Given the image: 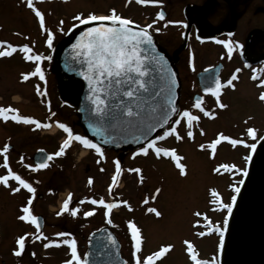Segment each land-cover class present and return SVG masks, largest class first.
<instances>
[{
	"label": "rangeland",
	"instance_id": "1",
	"mask_svg": "<svg viewBox=\"0 0 264 264\" xmlns=\"http://www.w3.org/2000/svg\"><path fill=\"white\" fill-rule=\"evenodd\" d=\"M34 5L44 14L45 28L54 33L52 47H46L47 33L40 28L38 18L27 7L26 0H0V41L11 43L17 48L27 44L35 54L52 59L66 31L78 23L73 19L77 14H109L110 10L115 9L117 14L139 24L144 14L148 16V11L140 8L134 0H34ZM61 20L64 22L62 26ZM60 27L63 31L59 30ZM171 51L173 50L169 49L167 53L170 55ZM21 55L16 51L13 59L4 60L0 57V107L16 108L20 115L36 120L50 115L53 123L47 130L37 129L33 125L30 130L28 124L1 125L0 120V175L7 172L2 166L5 155L2 150L9 143L14 148L10 154H6L9 167L36 189L33 195L13 180L9 181V187L0 184V264H65V261L71 259L67 245L60 243L59 246L51 244L48 248L44 247L45 243L63 239H75L78 255L82 259L88 234L102 225L109 226L118 236L121 255L126 264H135L129 222L141 230L142 251L138 255L142 259L162 246L172 245L171 250L155 264H193L185 244V241H190L198 259L215 260L219 263L221 238L218 231L215 233L212 230L222 228L228 213L224 205L232 204L233 189L237 187L239 180L237 174L242 171L239 154L243 146L233 147L228 141L222 140L213 153L207 145L218 138L213 136V132L217 130L238 139L242 129L257 122L253 115L258 107H237L238 96L235 99L234 94L227 95L233 99L228 101L223 111L222 124L214 123L208 129L210 137L205 135V139L193 135L191 139L159 145L174 148L183 158L180 163L186 166V176L179 174L176 162L168 157L158 159L154 154L136 155L134 158L130 154L122 157L117 151L103 150L104 157L101 158L93 149L86 154L87 149L81 145L71 148L67 155L51 161L47 168L33 170L32 156L38 147L46 146L49 152L54 153L66 138L65 133H59L57 121L66 123L74 134L84 133L74 113L76 90L65 92L66 81L57 78L59 71L43 64L47 68L46 73L53 72L49 74L47 84L51 111L46 110L44 99L38 97L37 89L41 85L37 79L23 80L22 74H26L27 69L19 62L18 57ZM49 65L52 66L53 63ZM58 86L61 87L59 92ZM60 97L67 102L66 105L60 106ZM53 112L55 116L51 115ZM246 115L248 116L244 117ZM200 144H204L206 148L201 149ZM118 158L123 171L118 184L109 193L111 177L115 172L113 162ZM223 164L235 165V168L229 171L220 167ZM29 165L32 167H28ZM136 167L142 169L140 174L128 171ZM217 168H222L224 172L215 171ZM140 175L143 176L142 183ZM89 178L93 180L91 186L88 185ZM15 187H20V191L13 193L11 189ZM157 188L161 192L152 200L151 196ZM213 190L219 194L218 203H213ZM69 192L72 193L69 208H78L79 211L75 217L70 212L57 216L56 213L60 211L58 207L62 206ZM101 197L105 201L112 199V202H118L109 218L104 216L103 207L80 203L85 198L90 200ZM30 198L33 215L43 218V230L39 239L35 238L38 233L33 224L18 219L23 214L22 207L27 206ZM145 198H148V203H144ZM149 207H155L162 215L157 217L148 212ZM92 208L96 209L95 214L85 217L83 213ZM196 212L202 215H194ZM109 219L111 223L108 222ZM60 232L69 233L70 236L58 237L56 233ZM200 232H204V235L200 236ZM25 234L26 247L22 255L16 256L15 241Z\"/></svg>",
	"mask_w": 264,
	"mask_h": 264
},
{
	"label": "snow or ice",
	"instance_id": "2",
	"mask_svg": "<svg viewBox=\"0 0 264 264\" xmlns=\"http://www.w3.org/2000/svg\"><path fill=\"white\" fill-rule=\"evenodd\" d=\"M130 2V0H129ZM138 4L147 5V4H156L160 0H136ZM26 5L30 8L35 16L38 18L40 28L46 31V43L49 48L52 47L54 40V33L51 30L45 28V19L44 14L35 7L34 0H26ZM157 18L159 20H164V13H157ZM79 25H85L86 28L81 32L80 36L77 38L76 43L72 45L73 60L79 65L81 71L80 75L85 81L88 82L89 86V96L88 100L91 102L90 112L93 114L96 124L92 125L95 127V131L98 135L104 134V126L107 125L110 128H117L123 126L126 129H135L139 135H135L134 139L140 141L143 138L146 143L141 146L138 152L133 154V158L136 155L149 156L154 154L156 158L168 157L172 161L176 162V167L179 169V174L181 176H186V166L180 161L183 159L179 156L174 148H166L158 146V141H163L170 136H174L177 141L183 139L178 131V126L181 125L182 121L186 126V135L189 139L193 138V125L194 122H198L200 117L194 115L191 110H179L176 106L175 100L172 95H169L164 103H157V98L164 91L163 88H160V91H156L154 94L152 90L159 87L153 79H146L150 76V68L148 62H154L156 65L163 67L164 58L162 56L155 55V47L153 45V37L149 33L148 29L152 28V24H148L144 27L136 26L138 30L133 28L134 21L131 19L122 17L117 14L115 9L110 10L109 14H94L89 13L88 15L77 14L73 17ZM63 21H60V25H63ZM155 23V21H153ZM171 23V22H169ZM93 25V26H89ZM76 25H74L75 27ZM186 27V25H185ZM60 31H63V28L60 27ZM157 32L160 31L159 28L155 29ZM231 35V34H230ZM199 40L200 37L197 36ZM218 44H222L227 49V54L229 59L233 53V42L231 40H216ZM6 45V47H5ZM236 47L242 48L243 45L236 44ZM0 57H11L16 51L15 47L11 43L5 41H0ZM19 51L23 53V58L27 61H35L36 67L35 70L27 74H22L23 80L27 81L30 76H38L41 81L45 80V75L40 67V61L44 59H51V57H44L39 54L33 53V49L29 45L25 44L19 48ZM205 71H208L207 69ZM240 69H236L238 73ZM264 71V70H262ZM236 73H233L230 79L225 83H222L219 77H216L214 80V86H209L204 89L206 93H210L216 100V104L219 108H226L227 105L221 102L220 96L222 90L225 86L235 89V84L233 81L238 79ZM163 79V77H161ZM252 79H257L253 75ZM176 84L175 74L171 76V82L168 86V92L172 93L173 88ZM258 87H264V79H262ZM39 92V88L37 89ZM144 94H148V98H145ZM123 98H127L126 100ZM258 99L264 102V91L260 92ZM149 100L152 103H149ZM110 101H117L116 103H111ZM145 105L148 106V109L151 112L150 120H153V123H147L142 117V111L145 109ZM193 108L198 109L206 117H214L215 113L210 112L205 109L203 106V98L196 99L195 103L192 105ZM135 109V110H134ZM11 114V115H10ZM175 114L176 119H174L169 127H167L162 134L157 135L155 139H149L152 132H154L158 127L163 128L165 125H169L170 118ZM52 116H55V113H51ZM0 119H3L7 122L9 119L16 123L30 124L35 125V128L40 129H50L51 124L41 123L39 120H36L29 116L20 115L18 110L13 107H0ZM56 127L61 129L66 133V138L63 139L62 143L59 146V149L51 154L42 156L41 162L37 163L33 170H40L47 168L49 166L48 161L52 160L53 157H60L65 154L66 149H68L73 142H78L85 149H93L96 154L101 158L104 157V152L102 148L94 143L92 140L88 139L84 135L74 134L71 127L66 123L56 122ZM203 134V131H201ZM246 134L248 137L253 139L256 138V129L249 127L246 129ZM264 139V137H261ZM228 141L233 147L241 144H245V141L242 139H233L227 135L219 134L218 138L211 141L207 148L211 149L214 153L218 144L221 141ZM107 142V141H106ZM246 147L255 149L256 145L246 144ZM201 149H205L204 144H200ZM9 151V146L6 144L3 147L2 152L4 155L3 167L7 170L5 175H0V184L5 187H9V181L13 180L29 193L33 195L36 192V189L23 179L20 175L12 171L8 165L7 152ZM43 150H41L42 152ZM23 159V158H21ZM251 159V157H247ZM115 172L111 177V184L109 185V193H111L112 188L118 184L119 177L122 173V168L120 161H115ZM28 167H32L29 165ZM220 167L231 171L235 168V165L223 164ZM103 171V169H101ZM129 172L140 174L142 169L139 167L128 169ZM219 171V168L215 169ZM247 175V172L244 173ZM139 180L143 182V176H139ZM243 183V181H240ZM93 184L92 178L88 179V185ZM235 192H239L240 189L234 188ZM13 193L19 192L20 187L12 188ZM161 192L160 188L155 190V193L151 196L152 200H155L157 195ZM213 197V203L219 202V194L216 191L211 192ZM72 199V193H68L67 199L62 203L60 211L56 213L57 216L64 214L65 212H70V214L75 217L79 211L78 208H69L70 202ZM236 197H232V204L235 203ZM81 204L90 203L91 205H98L105 209V216H109L112 209L116 208L118 205L116 202H106L103 197L99 199H88L80 201ZM123 203L127 204V201ZM144 203H148V198H145ZM32 199L30 198L27 201V206L22 207V215L18 217L20 221L30 222L35 225L37 231L40 229V224L38 223V218L33 215L31 210ZM232 204L224 205L228 209L229 213L232 210ZM96 209L92 208L88 211H85L83 214L85 217L92 216L95 214ZM148 212L154 213L155 216L160 217L162 213L158 211L155 207H149ZM196 216L202 215L200 212L194 213ZM207 219V217H205ZM111 223V220L108 221ZM227 225V220L224 221ZM129 231L131 233L132 247L134 251L132 256L135 259V264H155L158 259H161L166 253H168L172 245H166L159 248L158 251L152 252L151 254L143 257V259L138 255L142 251V242L143 238L141 235V230L132 222L128 224ZM220 232L221 240L220 245L223 247V232L219 227L215 229ZM42 235V233H41ZM58 237L70 236L69 233H56ZM200 236L204 235V232L199 233ZM36 239H39L40 236H36ZM27 234L20 235L15 243L17 245L14 254L16 256L22 255L26 247ZM47 239V237H44ZM109 240L115 244V240L109 236ZM60 243L67 245L71 252V259L65 261V264H87V261L82 260L78 255L77 246L75 239H63L62 241H50L45 243L44 247L48 248L51 244L59 246ZM187 245V252L189 254L190 260L193 264H216L215 260L206 261L198 259V254L194 249L193 244L190 241H185Z\"/></svg>",
	"mask_w": 264,
	"mask_h": 264
},
{
	"label": "flooded vegetation",
	"instance_id": "3",
	"mask_svg": "<svg viewBox=\"0 0 264 264\" xmlns=\"http://www.w3.org/2000/svg\"><path fill=\"white\" fill-rule=\"evenodd\" d=\"M134 1L140 8L142 7V9L148 11V16L144 14L140 24H136L141 27L152 24L153 27L148 29V31L156 38L159 45L165 47L167 51H169V49L173 50L170 55L180 81L178 109L181 111L191 110L194 115L200 117L198 122H194L192 129L193 135L206 139L208 135L211 134V132H208L211 125L214 123L222 124L223 122V111L225 108H219L215 98L210 93H206L204 89L209 86H214L216 77H219L220 81L226 84V81L231 78L233 73H236V69H240V71L236 73L238 79L233 81L235 89L233 90L231 87L225 86L222 90L220 100L227 105L228 101L233 99L227 97V95L234 94L235 99L237 96L239 98V105L237 107H243L244 109L246 107H258L255 111L256 114L253 115L258 123L255 122L247 125L240 131V135L237 136L238 139L245 141V144H242L243 150L239 154L242 160L240 161L242 163V171L237 174L239 180H237L236 183L237 187L241 190L247 178V175L244 174L245 171L248 174L254 158L257 156L259 149L264 145V139H261V137H264V102L258 99L260 92L264 91V87H258L260 81L264 79V71H262L264 70V0H160L159 3H150L147 5H141L138 4L136 0ZM159 12L164 13V20H159L157 18V13ZM153 21H155V23H153ZM157 28L160 29L159 32L155 30ZM197 36L200 37L199 40ZM216 40H231L233 42L234 50L230 59L227 54V49L222 44L216 43ZM236 44L243 45V47H236ZM46 47L48 46L46 45ZM1 58L10 60L14 57L12 55L11 57ZM18 58L20 60L19 62H22L24 66H26L25 69H27V73L35 70V61L25 60L23 54ZM39 63L44 72L45 80L41 81L38 76H30L29 79H37L36 81L41 85L38 97L44 99V108L51 111V104L48 101L47 84L49 74L53 72L49 71L46 73L47 68L45 69L43 64H47L48 68L54 67L57 71L58 69L54 58L44 59ZM52 63V66L49 65ZM206 69L208 71H205ZM253 75H255L257 79H252ZM57 78L66 81L65 92L70 89H75L77 92V84L69 82V80L59 72ZM34 86L36 88V84ZM60 88L58 86V92ZM198 98H203V106L206 110L214 112V117H206L198 109L192 107ZM58 101L61 103L60 106L67 104V102L63 101V97L58 98ZM247 116L248 115L244 117ZM176 118L178 117L175 116L173 120ZM0 120H2L1 125H4V123L11 125L16 123L11 119L7 122L3 119ZM39 121L42 124L49 123L52 125L53 123L50 115L43 117V119ZM33 126L35 127V125ZM28 127L32 130V125L28 124ZM249 127L256 129L255 139L247 136L246 129ZM58 131L59 133H64L59 128ZM178 131L183 137L182 140L188 139L186 135V126L183 121L181 125L178 126ZM201 131H203V134H201ZM222 132L223 131L217 130L213 132V136H218ZM45 133H48V131ZM162 133L163 132L160 134ZM205 135L207 137H205ZM169 141L175 142L176 139L174 136H170L163 141H158L157 144L159 146ZM253 143L256 145L255 149L245 146L246 144L250 145ZM6 144L9 146L7 154H10L14 148L9 143ZM76 146L79 147L80 144L78 142H73L71 146L66 149L65 155L68 154L69 150H72L71 148ZM38 150H43L50 154L53 153L49 152L46 146L38 147L36 151ZM89 150L91 149H87L86 154H88ZM113 151L119 152V155L122 157L125 155L128 157V155H133L138 152V150L134 152ZM0 154L2 155V153ZM247 157H251V159H247ZM54 160H57V158L51 161ZM117 160L119 161L120 158L115 161ZM51 161L49 163H51ZM220 172H224L222 168L219 169V173ZM240 181H243V183H240ZM234 194L237 193L234 192ZM114 202L118 205L117 201ZM58 208L60 209L61 206ZM113 212L114 210L111 211L110 215ZM110 215L106 217L109 218ZM226 218L225 220H227ZM221 231L225 238V223L222 224ZM212 232L217 233L216 230H212ZM217 234H220V232ZM223 255L224 247L220 250V260L219 263L216 264H222Z\"/></svg>",
	"mask_w": 264,
	"mask_h": 264
},
{
	"label": "water",
	"instance_id": "4",
	"mask_svg": "<svg viewBox=\"0 0 264 264\" xmlns=\"http://www.w3.org/2000/svg\"><path fill=\"white\" fill-rule=\"evenodd\" d=\"M93 26V25H89ZM137 25L133 24V28ZM85 25L77 24L72 27L65 35L57 48L55 54V62L59 72L66 77L69 82L78 85L77 103L75 116L80 123L86 137L98 144L105 150L119 151H134L143 146L146 141L141 138L140 141L134 139L135 135H139L135 129H126L117 127L115 129L104 126V134L98 135L95 131L96 120L91 114V102L88 100L89 86L88 82L80 75V67L73 60L72 45L76 43L81 32L85 30ZM153 37V36H152ZM153 45L155 47V55L164 58L163 67L149 61L150 76L146 79H153L159 87L152 90L153 94L163 88L164 91L157 98V103H164L169 95H172L178 108L180 97V81L177 75L176 67L172 57L167 53L166 49L160 46L157 40L153 37ZM175 74L176 84L172 86V93L168 92V86L171 82L172 74ZM163 77V79H161ZM148 98V94H144ZM127 99V98H123ZM116 103L117 101H110ZM149 103H152L149 100ZM135 110V109H134ZM151 112L148 106L142 111V117L147 123H153L150 120ZM175 114L170 118L169 124ZM157 128L151 133L149 139L155 137L166 129ZM107 141V142H106ZM45 151L39 150L33 155V163L36 165L41 162L42 156L47 155ZM57 158V157H53ZM49 162V161H48ZM40 229L37 231L40 234L43 230V218L37 216ZM111 236L115 240L112 243L108 237ZM121 246L118 238L113 231L102 226L99 229L92 231L86 239V251L83 255V260L87 264H125L124 258L121 256ZM222 264H264V145L259 149L257 156L254 158L248 176L233 208L230 220L228 222L227 235L224 244V255Z\"/></svg>",
	"mask_w": 264,
	"mask_h": 264
}]
</instances>
